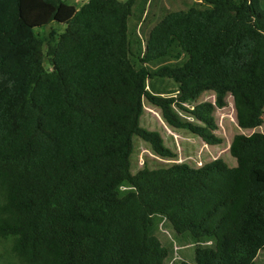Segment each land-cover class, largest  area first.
<instances>
[{
	"label": "trees",
	"instance_id": "trees-1",
	"mask_svg": "<svg viewBox=\"0 0 264 264\" xmlns=\"http://www.w3.org/2000/svg\"><path fill=\"white\" fill-rule=\"evenodd\" d=\"M135 4L0 0V264H168L163 223L195 247L194 263L175 264H257L264 133L234 137L236 167L133 174L131 158L134 136L176 158L141 126L145 99L211 146L223 143L214 113L228 95L240 128L262 127L264 0H195L148 31L146 8L130 29ZM53 22L67 25L58 41L37 36ZM167 81L177 89L157 87ZM206 92L214 103L188 107Z\"/></svg>",
	"mask_w": 264,
	"mask_h": 264
},
{
	"label": "rangeland",
	"instance_id": "rangeland-1",
	"mask_svg": "<svg viewBox=\"0 0 264 264\" xmlns=\"http://www.w3.org/2000/svg\"><path fill=\"white\" fill-rule=\"evenodd\" d=\"M90 0H68L69 4L76 6L77 8L82 7ZM128 1V0H120ZM146 2L147 5H146ZM195 0H136L134 7V16L130 20V29H134L138 22L136 16L141 15V12L146 8V13H150L151 18L149 24H147L146 31L150 30L158 21L161 19L167 11H175L185 9L192 5ZM148 19V18H147ZM146 19V21H147ZM144 21L143 24L146 22ZM138 29L143 26L138 25ZM67 25L53 22L48 26L36 28L35 33L40 38L50 36L53 31H56V39L60 34L64 33ZM141 41L144 43L146 35L141 31ZM46 65L50 66V60L46 59ZM158 88L165 89H177V85L173 82L167 81L165 84L158 83ZM214 92H206L198 102L190 104L188 107L191 108L202 102H215L213 97ZM145 111L141 117V126L150 131H155L161 134L165 141V145L170 148L175 154L176 158H163L158 156L150 146V144L143 141L140 137L134 136V152L132 154L131 171L133 174L138 173L145 167L152 170L168 168L176 163H186L193 168H199L207 163H210L216 159L224 160L230 167H236L237 161L229 152V148L234 137L238 134H244L250 136L254 132L264 133V123L262 127L255 130L242 129L236 124V109L234 100L231 95L227 96V107L224 109H216L214 116L219 125V129L216 134L223 139L221 145H207L200 137L190 133L187 130L175 129L170 127L163 119L161 109L151 104L148 99L144 100ZM179 111V110H178ZM183 118L191 119L198 123L189 114L179 111ZM159 236L163 243L172 248L174 246L172 255L168 261V264H175L181 260L194 263L195 259V247L189 245L187 242H178L170 226L167 223H163L160 227ZM4 252V247L0 244V254ZM257 264H264V250L261 251L257 258Z\"/></svg>",
	"mask_w": 264,
	"mask_h": 264
},
{
	"label": "crops",
	"instance_id": "crops-1",
	"mask_svg": "<svg viewBox=\"0 0 264 264\" xmlns=\"http://www.w3.org/2000/svg\"><path fill=\"white\" fill-rule=\"evenodd\" d=\"M211 95H213V97H214V99H215V93H213V94H211ZM238 125V124H237ZM237 161V160H236Z\"/></svg>",
	"mask_w": 264,
	"mask_h": 264
}]
</instances>
